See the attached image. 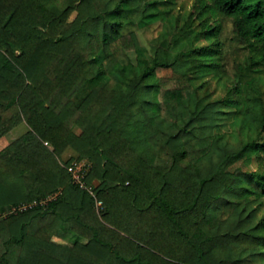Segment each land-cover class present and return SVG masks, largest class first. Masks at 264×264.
Instances as JSON below:
<instances>
[{
  "label": "trees",
  "instance_id": "1",
  "mask_svg": "<svg viewBox=\"0 0 264 264\" xmlns=\"http://www.w3.org/2000/svg\"><path fill=\"white\" fill-rule=\"evenodd\" d=\"M262 75L264 0H0V264H264Z\"/></svg>",
  "mask_w": 264,
  "mask_h": 264
},
{
  "label": "rangeland",
  "instance_id": "2",
  "mask_svg": "<svg viewBox=\"0 0 264 264\" xmlns=\"http://www.w3.org/2000/svg\"><path fill=\"white\" fill-rule=\"evenodd\" d=\"M186 4L191 6L193 4V0H185ZM150 32V31H149ZM149 32L145 30H139L140 37L142 39L143 43H146V36L149 34ZM132 54V53H131ZM133 55V54H132ZM260 92L262 93V97L264 99V75H262L260 80ZM75 130H78L77 126H73ZM28 129V126L25 121L20 122L16 126H14L11 130H9L6 134L0 137V149L8 145L10 142L21 136L23 133H25ZM226 135L229 137V139L234 140L242 137V131L240 130V127L238 125L230 126L228 130H225ZM71 150L68 149L63 154V159H67L71 155ZM71 167V175L74 181L80 180V178L83 176L87 168L89 167V161L88 160H81V161H72L69 165ZM97 181H95L94 184H96ZM91 190V188H90ZM92 191V190H91ZM98 210H101L102 207H97ZM77 236L75 233H73L68 226L62 227L58 230L57 239L61 242L71 243Z\"/></svg>",
  "mask_w": 264,
  "mask_h": 264
},
{
  "label": "built area",
  "instance_id": "3",
  "mask_svg": "<svg viewBox=\"0 0 264 264\" xmlns=\"http://www.w3.org/2000/svg\"><path fill=\"white\" fill-rule=\"evenodd\" d=\"M69 171L71 172V167H69ZM76 182H78V183H80V185H84L83 184V181H82V177L80 178V180H77ZM91 191V190H90ZM91 193H92V191H91ZM93 194V193H92ZM31 204L30 203H22V204H19V205H17V206H14V207H12V210H17V209H19V210H22V209H25V208H27L28 206H30ZM96 206L97 207H102V202H101V200H98V199H96Z\"/></svg>",
  "mask_w": 264,
  "mask_h": 264
}]
</instances>
